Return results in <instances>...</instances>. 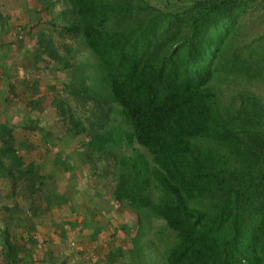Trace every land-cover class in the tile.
<instances>
[{
	"label": "trees",
	"instance_id": "trees-1",
	"mask_svg": "<svg viewBox=\"0 0 264 264\" xmlns=\"http://www.w3.org/2000/svg\"><path fill=\"white\" fill-rule=\"evenodd\" d=\"M70 2L77 21L64 28L80 30L101 63L98 89L131 124L130 132L91 127L89 146L103 153L125 134L152 157L122 156L115 198L150 210L176 233L165 264H264V101L242 93L224 103L212 82L221 73H264V54L253 49L264 37L240 43L254 0L205 1L181 18H144L147 0ZM81 123L78 133L86 132ZM153 183L163 194L157 201Z\"/></svg>",
	"mask_w": 264,
	"mask_h": 264
},
{
	"label": "rangeland",
	"instance_id": "rangeland-1",
	"mask_svg": "<svg viewBox=\"0 0 264 264\" xmlns=\"http://www.w3.org/2000/svg\"><path fill=\"white\" fill-rule=\"evenodd\" d=\"M147 1L144 18H181L210 0ZM72 9L70 0H0V264L12 251L16 264H165L176 233L150 210L115 198L122 156L151 155L125 134L103 153L88 144L91 127L130 132L131 124L98 89L101 63L80 30L64 28L77 21ZM243 25L240 43L264 37V0L247 5ZM253 49L264 54V38ZM214 78L224 103L242 93L264 101V73ZM79 121L86 132L78 133ZM150 194L163 195L155 183Z\"/></svg>",
	"mask_w": 264,
	"mask_h": 264
}]
</instances>
